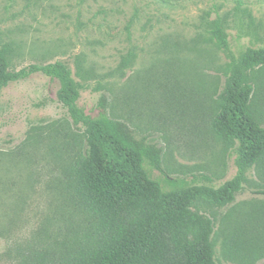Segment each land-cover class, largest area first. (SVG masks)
Here are the masks:
<instances>
[{"label": "rangeland", "instance_id": "1", "mask_svg": "<svg viewBox=\"0 0 264 264\" xmlns=\"http://www.w3.org/2000/svg\"><path fill=\"white\" fill-rule=\"evenodd\" d=\"M220 20L229 42L211 30ZM12 68L62 61L81 84L78 105L126 121L163 148L147 165L164 191L220 187L236 176V147L213 130L216 99L232 59L264 47V0H0V48ZM41 72L10 82L0 97V264H60L86 215L73 198V162L84 145ZM107 98L105 108L101 106ZM253 108L264 123V74ZM215 218L216 259L264 264V165ZM41 261H38V260Z\"/></svg>", "mask_w": 264, "mask_h": 264}, {"label": "trees", "instance_id": "2", "mask_svg": "<svg viewBox=\"0 0 264 264\" xmlns=\"http://www.w3.org/2000/svg\"><path fill=\"white\" fill-rule=\"evenodd\" d=\"M211 32L227 50L220 20ZM14 54L11 45L0 48V97L10 82L41 72L59 82L58 101L84 134L72 165V195L87 217L83 233L75 235L60 264H223L216 259L215 218L198 204L233 203L246 189L248 170L264 165V123L253 108L256 82L264 74V47L248 48L231 60L216 99L213 130L236 147V176L218 188L197 185L170 192L147 170V165L160 168L161 146L105 111L97 117L87 114L78 105L81 84L64 62L15 69ZM106 105L103 96L101 106ZM254 192L264 195V184Z\"/></svg>", "mask_w": 264, "mask_h": 264}]
</instances>
